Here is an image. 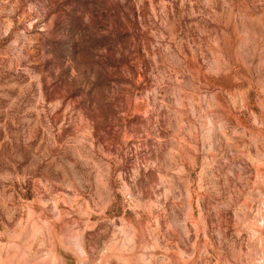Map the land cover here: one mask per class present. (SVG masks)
Segmentation results:
<instances>
[{"label":"rangeland","instance_id":"rangeland-1","mask_svg":"<svg viewBox=\"0 0 264 264\" xmlns=\"http://www.w3.org/2000/svg\"><path fill=\"white\" fill-rule=\"evenodd\" d=\"M0 264H264V0H0Z\"/></svg>","mask_w":264,"mask_h":264}]
</instances>
